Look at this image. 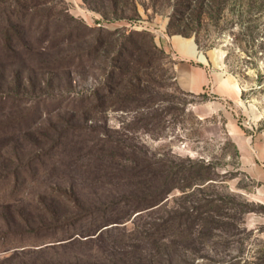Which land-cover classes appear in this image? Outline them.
Segmentation results:
<instances>
[{"label": "rangeland", "instance_id": "374dc122", "mask_svg": "<svg viewBox=\"0 0 264 264\" xmlns=\"http://www.w3.org/2000/svg\"><path fill=\"white\" fill-rule=\"evenodd\" d=\"M28 2L38 17L71 18L75 40L61 22L43 35L37 18L26 50L0 42V264H158L143 231L161 212L106 205L133 186L116 168L144 159L205 168L214 180L188 206L208 194L238 204L223 208L232 226L214 247L180 235L161 256L264 264V0ZM164 32L193 37L237 101L181 92ZM182 195L168 212H182Z\"/></svg>", "mask_w": 264, "mask_h": 264}, {"label": "trees", "instance_id": "16d2710c", "mask_svg": "<svg viewBox=\"0 0 264 264\" xmlns=\"http://www.w3.org/2000/svg\"><path fill=\"white\" fill-rule=\"evenodd\" d=\"M33 9L36 10V6H31L28 0H0V42H2L7 52L13 53L18 49H27L25 45L26 33L37 18L40 20L39 25L43 26L41 30L43 35H48V30L52 23L58 24L61 22V24H68V28H63L68 33L67 43L74 42L75 27L71 25V18L61 19L60 16H57V18L55 15L50 16L49 8L43 11L44 16L38 17L37 12L33 11ZM72 20L75 22L74 19ZM176 35L179 34L177 33ZM181 36L190 37L186 34ZM174 80L181 92L193 95L179 87L175 79V71ZM99 100L102 101V98L100 97ZM172 164L144 159L142 161L132 160L127 165H120L116 170L123 171L125 176L116 173L115 177L119 181L127 179L133 186H131L128 193L120 194L118 197L114 195L106 203L107 211L118 206H121V209H127L128 212L130 209L135 213L146 211L138 215L141 217L161 212L159 217H156L155 223L150 224V229L153 230L151 232L148 231L149 229L143 231L145 233L144 237H147L148 240H155L154 248H156L158 253V264H183L179 258H175L174 261L171 257L165 259V256H161L163 252H166L167 255L168 251H172V248L175 247V240L180 235L183 238H192V242L195 239H200V244H210L214 247L217 244L216 237L219 236L218 233H221L220 230L225 231L224 229L228 230V226H232L229 223L232 216L223 214V208L228 209L230 207V209H234V207L238 206L230 196L221 197L209 194L200 199L203 202L201 206L197 207L192 204L188 206L186 201L197 193L203 194L205 189L210 188V186H200L214 179L201 177V172L205 170L203 167L194 174L191 163L190 166L181 165L180 169ZM178 174L182 175L180 177L184 181L182 184L176 183L180 180H177ZM175 189L182 191L183 195L181 198L186 203L181 207L182 212L177 213L167 211L170 206L167 203L168 200L166 201ZM131 215L129 216L131 217ZM225 218L228 222L224 223V225L220 224ZM111 223L118 222H109L104 226ZM177 232L179 236H177Z\"/></svg>", "mask_w": 264, "mask_h": 264}, {"label": "crops", "instance_id": "0c3cea01", "mask_svg": "<svg viewBox=\"0 0 264 264\" xmlns=\"http://www.w3.org/2000/svg\"><path fill=\"white\" fill-rule=\"evenodd\" d=\"M160 46L175 59V79L185 92L200 95L209 88L217 90L221 97L228 101H237L238 94L231 82L218 78L217 70L209 54L204 53L193 37L169 35L159 36ZM237 148L243 161L250 156L243 142L235 138ZM248 161V160H247Z\"/></svg>", "mask_w": 264, "mask_h": 264}]
</instances>
